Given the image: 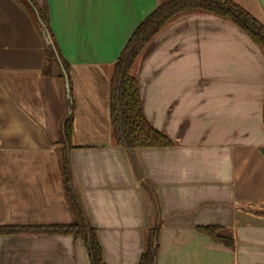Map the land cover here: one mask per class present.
<instances>
[{"label":"crops","instance_id":"1","mask_svg":"<svg viewBox=\"0 0 264 264\" xmlns=\"http://www.w3.org/2000/svg\"><path fill=\"white\" fill-rule=\"evenodd\" d=\"M36 2L71 86L60 64L47 74L54 48L37 19L0 0V226L73 223L60 153L71 113L72 188L105 264H140L153 231L156 264H264V48L209 13L168 24L137 78L146 118L173 145L130 151L112 135V72L162 0ZM235 2L264 24V0ZM0 264L91 260L81 239L22 232L0 235Z\"/></svg>","mask_w":264,"mask_h":264},{"label":"trees","instance_id":"2","mask_svg":"<svg viewBox=\"0 0 264 264\" xmlns=\"http://www.w3.org/2000/svg\"><path fill=\"white\" fill-rule=\"evenodd\" d=\"M18 1L37 19L36 22L39 24L40 30L52 39L51 47L54 48V55L49 53L51 63L47 69V74L52 75L54 64H60L61 71L67 78L69 86H71L70 67L56 42L53 41L48 8L41 7L36 0ZM192 12H205L224 18L241 28L253 42L264 48V24L236 3L235 0H162L157 9L149 14L136 28L113 68L111 77V123L112 135L117 145L130 151L173 145L169 137L151 125L143 112L137 71L141 56L159 32L175 19ZM73 124L74 118L70 113L64 121L63 149L60 151L64 187L71 204L73 223L68 226L54 227L0 226V235H12L22 232L71 235L85 243L91 264H105L97 233L90 227L72 188L68 151L73 148ZM218 230L211 227L203 229L204 232L213 235H216ZM218 239L227 245L232 244L231 239L224 237H218ZM157 253V234L153 231L150 233L140 264H156Z\"/></svg>","mask_w":264,"mask_h":264},{"label":"water","instance_id":"3","mask_svg":"<svg viewBox=\"0 0 264 264\" xmlns=\"http://www.w3.org/2000/svg\"><path fill=\"white\" fill-rule=\"evenodd\" d=\"M50 38V37H49Z\"/></svg>","mask_w":264,"mask_h":264}]
</instances>
